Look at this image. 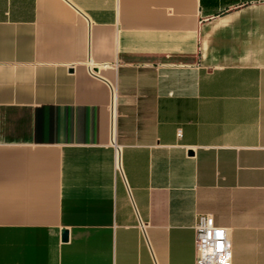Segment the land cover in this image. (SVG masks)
Listing matches in <instances>:
<instances>
[{"label":"crops","instance_id":"0c3cea01","mask_svg":"<svg viewBox=\"0 0 264 264\" xmlns=\"http://www.w3.org/2000/svg\"><path fill=\"white\" fill-rule=\"evenodd\" d=\"M201 214L264 264V0H0V264H194Z\"/></svg>","mask_w":264,"mask_h":264},{"label":"built area","instance_id":"2783aa9c","mask_svg":"<svg viewBox=\"0 0 264 264\" xmlns=\"http://www.w3.org/2000/svg\"><path fill=\"white\" fill-rule=\"evenodd\" d=\"M194 264H231L226 230L206 214L196 216L195 220Z\"/></svg>","mask_w":264,"mask_h":264}]
</instances>
